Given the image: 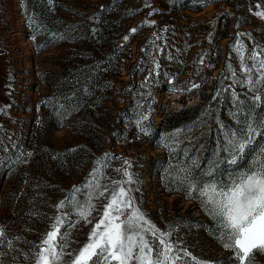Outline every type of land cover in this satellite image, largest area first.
<instances>
[{
  "label": "rangeland",
  "instance_id": "obj_1",
  "mask_svg": "<svg viewBox=\"0 0 264 264\" xmlns=\"http://www.w3.org/2000/svg\"><path fill=\"white\" fill-rule=\"evenodd\" d=\"M62 1L70 5L79 1L81 6H89L96 0ZM140 1L130 0L124 6ZM151 5L167 43L188 41L194 49L204 48L208 90L213 87L215 94L207 104L201 129L209 134L202 146L206 150L203 157L189 160L187 150L181 157L174 155L175 146L183 145L187 139V131L179 126L173 128L175 138L165 149L134 135L128 147L111 149L95 139L93 129H87L89 125L84 122L76 130L70 129L63 120L65 105L56 103L47 85L54 75L53 68L51 73L48 70L54 62L51 56L58 50L41 44L43 23L34 30L29 26L25 0H0V227L5 233L0 244L2 264H35L36 246L50 230L52 217L61 214L54 206L70 196L74 186L91 180L90 174L96 175L100 185L92 200L95 208L88 217L92 223L80 219L71 205L63 209L74 222L73 227L61 229L69 232L64 264L72 259L69 253L87 242V234L102 215L103 205L119 186L114 184L116 181L131 189L135 205L157 228L171 230L169 239L196 258L193 261L183 257L178 264H238L232 251L217 238L216 221L195 198L199 194L169 189L163 185L162 176L195 171L205 160V169L209 171L215 165V172L204 183H226L229 174L249 167L254 154L229 165V154L224 148L226 134L249 122L264 131L259 128L264 121V84L253 91L247 83H237L248 77L241 71L240 53L236 50L244 46V63L249 67H258L249 59L252 53H260L259 59H264V18L256 15L264 12V0H153ZM86 10L93 11L94 7ZM140 19L141 16L132 19L129 28L134 29ZM214 63L219 69L209 70ZM257 75L254 68L252 78ZM214 78L220 80L219 84ZM257 95L261 97L259 101L254 100ZM185 97L179 92L159 91L156 120H161L159 111L181 107ZM96 99V95L92 97L87 108L96 109ZM226 100L229 114L224 113ZM261 144L264 137L257 135L253 146ZM94 169H99V173L95 174ZM125 170L132 174V183L127 182ZM88 192L89 189L81 188L76 199L84 204ZM254 261L264 264V254L256 253Z\"/></svg>",
  "mask_w": 264,
  "mask_h": 264
},
{
  "label": "trees",
  "instance_id": "obj_2",
  "mask_svg": "<svg viewBox=\"0 0 264 264\" xmlns=\"http://www.w3.org/2000/svg\"><path fill=\"white\" fill-rule=\"evenodd\" d=\"M128 1L96 0L81 6L79 1L70 5L62 0H25L29 26L34 30L43 23L41 44L58 50L48 67L49 73L54 69L47 84L50 96L65 105L63 120L70 129L76 130L84 122L87 129H93L94 138L111 149L128 147L133 137L154 141L165 149L175 138L173 128L179 126L187 131V139L175 146L174 155L181 157L187 150L189 160L203 157L206 150L202 146L209 134L201 129L207 104L215 94L213 87L208 90L204 48L194 49L188 41L167 43L157 26L153 0L124 6ZM88 7L94 10H86ZM140 16L133 32L128 25ZM214 69H219L218 63L210 64L209 70ZM214 80L219 84V79ZM161 90L186 97L181 107L159 111L161 120L157 121V94ZM95 95L96 109L87 108ZM223 107L229 114L228 100ZM205 166L203 160L200 168L191 172L193 177L203 178V183L212 179L204 175L208 172ZM186 174H165L162 183L185 191Z\"/></svg>",
  "mask_w": 264,
  "mask_h": 264
},
{
  "label": "snow or ice",
  "instance_id": "obj_3",
  "mask_svg": "<svg viewBox=\"0 0 264 264\" xmlns=\"http://www.w3.org/2000/svg\"><path fill=\"white\" fill-rule=\"evenodd\" d=\"M256 15L264 18V12H257ZM236 50L240 53L241 71L248 77L237 83H247L251 90L258 91L259 85L264 84V59H259L260 53H252L249 59L255 61L258 67H249L244 63V46L240 45ZM254 68L258 73L255 79L252 78ZM260 99L259 95L254 97L256 101ZM259 128L264 129V121L259 123ZM257 135L264 137V131H258L251 122L244 128L226 134L224 151L229 154L226 163L236 165L246 155L254 154L249 167L235 175L229 174L226 183L215 180L203 183V178L193 177L190 171L183 178L188 185L186 194H199L195 198L200 199L202 206L216 221L217 238L223 247L232 251L238 264H255V254H264V144L253 146ZM214 172L215 165L204 175L211 177ZM94 173L98 174L99 169H94ZM90 175L91 180L80 187L74 186L70 196L54 206L61 214L52 217L50 230L36 246L35 264H64L69 232H62L61 229L74 226L69 213L63 211L67 205L72 206L80 219L92 223L88 217L95 208L92 200L95 189L100 185L96 175ZM124 175L128 183L133 182L130 172L125 170ZM114 184L119 186L110 193L108 202L103 205L102 215L87 234V242L78 251L68 254L72 256L68 264H178L183 257H191L187 250L178 248L169 239L171 230L157 228L135 205L131 189L125 188L119 181ZM81 188L89 189L84 204L76 199V193ZM4 237L5 233L0 227V244H3ZM8 247H12L11 242ZM3 255L0 253V256ZM191 259L196 261L195 257ZM197 264L206 262L197 261Z\"/></svg>",
  "mask_w": 264,
  "mask_h": 264
}]
</instances>
